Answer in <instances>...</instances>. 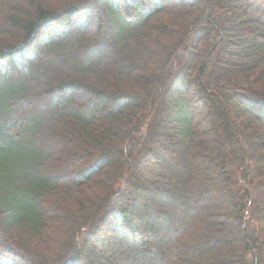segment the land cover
Instances as JSON below:
<instances>
[{"label":"trees","instance_id":"obj_1","mask_svg":"<svg viewBox=\"0 0 264 264\" xmlns=\"http://www.w3.org/2000/svg\"><path fill=\"white\" fill-rule=\"evenodd\" d=\"M0 264H264V0H0Z\"/></svg>","mask_w":264,"mask_h":264},{"label":"bare ground","instance_id":"obj_2","mask_svg":"<svg viewBox=\"0 0 264 264\" xmlns=\"http://www.w3.org/2000/svg\"><path fill=\"white\" fill-rule=\"evenodd\" d=\"M13 29V28H12ZM13 31V30H12ZM17 37V36H16ZM19 37V36H18ZM11 40V39H10ZM15 41V40H14ZM107 242V241H106ZM137 244V243H136ZM140 255V254H139ZM125 257V256H124Z\"/></svg>","mask_w":264,"mask_h":264}]
</instances>
